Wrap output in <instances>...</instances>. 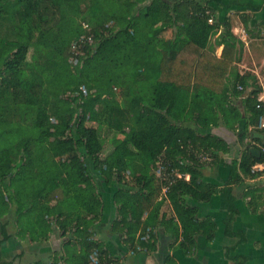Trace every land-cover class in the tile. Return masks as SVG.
Here are the masks:
<instances>
[{
    "label": "trees",
    "instance_id": "16d2710c",
    "mask_svg": "<svg viewBox=\"0 0 264 264\" xmlns=\"http://www.w3.org/2000/svg\"><path fill=\"white\" fill-rule=\"evenodd\" d=\"M214 2L0 0V103L12 101L35 115L32 129L17 140L21 132L3 130L8 120L0 113V248L11 236L14 216L19 233L33 229L48 238L56 230L68 237L65 256L50 264H92L95 251L98 264H110L112 258L102 244L90 239V224L100 219L104 203L89 162L107 184L121 171L137 180L135 187H121L114 195L120 216L116 222L132 251L155 250V242L144 238L148 233L153 237L157 226H163L172 244L179 243L187 254L198 233L208 229L213 238L214 224L198 220L185 197L198 191L199 201H209L217 192L202 180L204 164L230 151L228 140L217 132L221 125L232 131L237 125L246 131L249 125L256 127L262 91L252 83L246 97L248 122L230 101L231 94H240L236 84L246 91V77L236 79L232 93L226 83L242 50L229 18L218 20ZM80 15L89 30L82 24L72 29L70 17ZM220 28L218 43L224 47L217 57L209 43ZM166 29L173 30L168 40L162 38ZM84 34L92 35L94 42L80 48L85 53L74 67L70 44ZM81 86L87 88L86 96ZM117 87L122 90L120 101ZM104 128L122 138L101 158ZM6 134H14L12 140L4 139ZM243 150L230 164L228 184L243 181L239 170L254 177V165L264 160L255 158L250 147ZM201 154L211 160H202ZM161 158L190 174L189 181L171 184L167 197L162 196L164 181L152 172ZM58 192L62 197H54ZM168 202L174 215L164 209ZM75 238L81 239V247L71 250ZM166 262L175 264L171 256ZM0 264L13 263L2 260L0 252Z\"/></svg>",
    "mask_w": 264,
    "mask_h": 264
},
{
    "label": "crops",
    "instance_id": "0c3cea01",
    "mask_svg": "<svg viewBox=\"0 0 264 264\" xmlns=\"http://www.w3.org/2000/svg\"><path fill=\"white\" fill-rule=\"evenodd\" d=\"M213 8L219 21L229 18L232 32L239 42L237 45L242 50L230 66L226 83L232 93L236 79L246 77V91L237 88L240 94H231L230 101L249 122L250 107L246 97L252 90V83L264 90V0H215ZM221 32L222 28L215 32L209 43V49L217 57L221 56L224 47L218 43ZM172 37L171 29H166L162 35L165 40ZM242 127L247 135L242 134ZM247 131L244 125L235 126L233 131L221 125L217 133L228 140L230 151L220 153L217 161L204 164L202 168V180L214 186L217 192L209 201H199L198 191H190L185 197L189 206L196 209L198 220H210L215 226L212 239L208 237V229L196 235L195 247L188 254L179 248V243L172 244V238L163 226L152 229L155 250L132 251L125 243L122 226L116 222L120 221V216L114 202L116 191L127 186L116 181L115 184H107L92 171L105 201L102 216L90 224L89 229L93 232L90 239L102 244V250L112 258L110 264H167L169 256L173 257L175 264H264V174L255 173L254 177H247L239 170L243 181L228 184L232 161L242 155L246 146L257 147L261 143L262 131L252 125ZM253 189L256 190L255 195H248L247 192ZM51 204H56V200ZM164 209L174 215L169 202ZM29 222V219L25 220L26 225ZM10 228V238L1 244L2 260L13 264H50L55 258L65 256L64 241L68 237L56 230L50 232L48 238L38 235L33 229L19 234L14 216L10 219ZM38 230L41 232L42 228ZM73 240L75 243L81 241L78 238Z\"/></svg>",
    "mask_w": 264,
    "mask_h": 264
},
{
    "label": "rangeland",
    "instance_id": "374dc122",
    "mask_svg": "<svg viewBox=\"0 0 264 264\" xmlns=\"http://www.w3.org/2000/svg\"><path fill=\"white\" fill-rule=\"evenodd\" d=\"M85 4H88V3H85ZM83 10H85V7L83 5ZM84 16H85V13H84ZM86 23V20L84 19V17L82 18V15L80 16H71L70 17V23L72 24L71 27L72 29H75L78 25H81L82 23ZM74 41V40H73ZM72 41V42H73ZM71 42V44H73ZM70 44L71 46V49H72V45ZM85 53V52H84ZM83 53V54H84ZM30 59L32 57V54H33V51H31L30 53ZM73 51H71V55H70V63L72 64V62L74 63V60L71 59V57L73 56ZM81 60V59H80ZM72 66H76L74 64H72ZM53 91V90H51ZM116 96L118 97L119 101H120V95L122 94V90L117 87L115 90H114ZM4 101V102H3ZM2 101V103H0V113L3 114V118H6L8 120V123L7 125H2L1 127L3 128V130L5 131H15L17 130V128L19 129L18 131H20V135L17 136V140L21 139V137H23L24 135L23 134H27L29 132V130L32 129V125H33V119H34V111H32L31 109H27L23 106H20V107H16L13 105L12 101L9 103V101H6L5 99ZM88 125H94L96 126L97 124L96 123H89ZM242 134H248V133H245L243 131V127H242ZM14 135V134H12ZM11 135V138L9 137V134H6L4 136V139L6 138H9L10 140H12V136ZM122 138V136L119 134L117 135L115 132L113 131H110V130H107V129H102L101 131V140L99 142H101L103 144V152L102 154L100 155L101 158H105L107 157V155H109L110 153H112V151L115 149L116 147V140ZM246 147H249V146H246ZM245 147V148H246ZM244 148V149H245ZM161 163L162 164V171L163 173L162 174H166V177L168 178V181H171L173 179V176L169 175V165L167 164V161L163 158H161L157 163H155V165L152 166V172H154L156 175H158L159 173V168H158V164ZM89 166L91 168V170L94 172V169H93V165L91 164V162H89ZM120 177L117 176L115 178V181L117 184H120V185H125L127 187H135L136 186V178L133 177L129 171H125V172H120ZM115 184V182H114ZM62 197V192H58L57 194L54 195V197ZM107 196V194H106ZM56 197V198H58ZM57 201V199H55ZM102 201L104 203L105 199L103 198V195H102ZM57 203V202H56ZM12 228L9 227V231L11 230ZM20 234V233H19ZM74 244V246H72ZM78 244L79 243H75L73 241L72 243V247H71V250H74V249H78ZM56 260H58V258H56ZM53 262V261H52ZM51 262V263H52Z\"/></svg>",
    "mask_w": 264,
    "mask_h": 264
},
{
    "label": "built area",
    "instance_id": "2783aa9c",
    "mask_svg": "<svg viewBox=\"0 0 264 264\" xmlns=\"http://www.w3.org/2000/svg\"><path fill=\"white\" fill-rule=\"evenodd\" d=\"M209 23H213V18H210L209 19ZM83 25V28L85 30H89V25L87 23H82ZM94 42V38L92 35H82L78 40H76L73 44H72V51H73V56L71 57V59L74 60V63L72 62V64L76 65V66H79L81 64V60H80V53H84V52H81L80 51V48H84V46L86 44H89V45H92ZM238 89L243 91L244 88L242 85H239L238 86ZM80 91L83 93V95H87L88 94V90L86 87L84 86H81L80 87ZM256 108L258 110L261 111V114L257 120V129L264 132V90L261 91L257 97V103H256ZM52 123H56V119L52 118L51 119ZM257 147L259 148V150L261 151V154H262V157H264V144L263 143H259L257 144ZM200 158L202 160H206V161H209L211 160V158L209 157V155L207 154H201L200 155ZM167 164L169 165V163L167 162ZM158 168H159V174L158 176L164 181V186H163V189H162V196L163 197H167V194L169 192V189H170V186L171 184L175 183L177 180L179 179H184L186 181H189L190 180V174L189 173H183V172H180L179 170L171 167L169 165V168H168V172H169V175L173 176V179L171 181H168V178L166 177V174H162L163 173V169H162V164L159 163L158 164ZM253 172L255 173H262L264 174V160L257 163L256 165H254L253 167ZM145 240H150L152 241V237L150 236V234L148 233L147 236L144 238ZM138 249H140V247L138 246ZM91 259H92V264H98L99 263V257H98V254L97 252L95 251L92 256H91ZM113 264H117V263H113Z\"/></svg>",
    "mask_w": 264,
    "mask_h": 264
},
{
    "label": "water",
    "instance_id": "95a60500",
    "mask_svg": "<svg viewBox=\"0 0 264 264\" xmlns=\"http://www.w3.org/2000/svg\"><path fill=\"white\" fill-rule=\"evenodd\" d=\"M260 139H261V143L264 144V132L260 133ZM250 152L257 159H260L262 157L261 151L257 147H251Z\"/></svg>",
    "mask_w": 264,
    "mask_h": 264
}]
</instances>
